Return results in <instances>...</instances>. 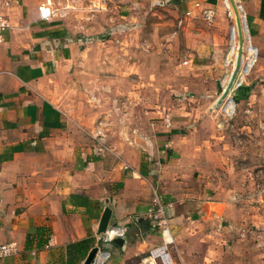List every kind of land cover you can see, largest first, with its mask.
I'll return each mask as SVG.
<instances>
[{
    "label": "crops",
    "instance_id": "0c3cea01",
    "mask_svg": "<svg viewBox=\"0 0 264 264\" xmlns=\"http://www.w3.org/2000/svg\"><path fill=\"white\" fill-rule=\"evenodd\" d=\"M42 1L0 0L9 21L0 41V243L16 244L0 264H80L96 243L105 206L108 226L125 230L110 242L104 264H132L161 243L175 262L187 264V226L214 222L230 204L220 197L229 188L222 186L225 160L212 126L209 133L202 124L197 134L177 128L153 137L139 136L140 129L126 138L106 137L101 127L94 139V127L75 119L80 113L61 93L60 77L84 41L57 9L40 18ZM158 1L189 13L214 7L233 24L239 15L256 49L252 74L264 83V0ZM155 197L167 209V230L149 216Z\"/></svg>",
    "mask_w": 264,
    "mask_h": 264
},
{
    "label": "rangeland",
    "instance_id": "374dc122",
    "mask_svg": "<svg viewBox=\"0 0 264 264\" xmlns=\"http://www.w3.org/2000/svg\"><path fill=\"white\" fill-rule=\"evenodd\" d=\"M51 1L84 41L60 77L78 122L121 138L212 126L229 188L220 197L230 204L214 222L187 226L185 262L264 264V83L252 74L256 49L248 36L239 39L223 11L207 20L201 9L183 12L158 0ZM238 56L233 87L215 104ZM238 90L241 102L232 97Z\"/></svg>",
    "mask_w": 264,
    "mask_h": 264
},
{
    "label": "built area",
    "instance_id": "2783aa9c",
    "mask_svg": "<svg viewBox=\"0 0 264 264\" xmlns=\"http://www.w3.org/2000/svg\"><path fill=\"white\" fill-rule=\"evenodd\" d=\"M55 13V9L52 5L51 0H44L38 5V15L40 18L51 17ZM202 14L207 20H212L216 14L214 7H204ZM9 26V21L4 12L0 10V41L3 38L2 31ZM234 24H231L233 28ZM164 122L166 126L171 123V117L168 113L164 115ZM102 131L97 128L92 133V137L96 140L97 136H101ZM155 203L149 209V216L153 219L157 225L167 230L169 223V215L166 207L161 204L157 197L154 198ZM125 228L123 226H108L106 230L100 232L98 235L101 236V244L98 246L97 251L90 264H104L110 256L109 244L116 236H121L124 233ZM16 250V244L14 241L0 243V256L13 252ZM132 264H182L175 262L169 252L167 243H161L153 246L148 250V253L140 260Z\"/></svg>",
    "mask_w": 264,
    "mask_h": 264
},
{
    "label": "water",
    "instance_id": "95a60500",
    "mask_svg": "<svg viewBox=\"0 0 264 264\" xmlns=\"http://www.w3.org/2000/svg\"><path fill=\"white\" fill-rule=\"evenodd\" d=\"M234 7H236L233 4ZM236 25L238 27V35H239V39H241V35H242V26H241V19L240 16L237 15L236 16ZM240 56H238L237 60H239ZM238 62L235 63L234 69L232 70L231 74H230V81L223 87L221 93L219 94V96L217 97L215 104H220L223 99L225 98V96L228 95L229 90L231 89V87H233V82L232 79L234 78L235 73L237 72L238 69ZM238 84V83H237ZM111 213V208L109 206H105L103 208L101 217L99 219L98 222V226H97V231L103 232L104 230H106V228L108 227V223H109V216ZM120 236H116L113 238L114 241H119ZM101 244V236L98 235L97 239H96V243L94 245H92L89 250L87 251L85 257L83 258V260L81 261L80 264H90V262L92 261L95 252L97 251L98 246Z\"/></svg>",
    "mask_w": 264,
    "mask_h": 264
},
{
    "label": "trees",
    "instance_id": "16d2710c",
    "mask_svg": "<svg viewBox=\"0 0 264 264\" xmlns=\"http://www.w3.org/2000/svg\"><path fill=\"white\" fill-rule=\"evenodd\" d=\"M243 87L246 88V85H244ZM238 92H239V90L238 91H235L234 94H233V96H232L235 100H238V98H239ZM87 240H88L87 238L86 239H82V240L76 242V244H78V243H85Z\"/></svg>",
    "mask_w": 264,
    "mask_h": 264
},
{
    "label": "bare ground",
    "instance_id": "6f19581e",
    "mask_svg": "<svg viewBox=\"0 0 264 264\" xmlns=\"http://www.w3.org/2000/svg\"><path fill=\"white\" fill-rule=\"evenodd\" d=\"M240 61H241V57L239 58V60H237V62L240 63ZM238 68H240L239 64H238ZM237 75H238V72L235 73L234 78L232 79L233 84H234V81L236 80Z\"/></svg>",
    "mask_w": 264,
    "mask_h": 264
}]
</instances>
